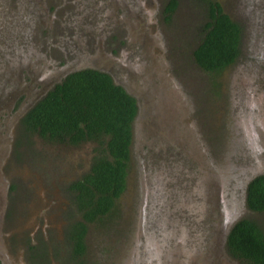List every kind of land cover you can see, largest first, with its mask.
Returning <instances> with one entry per match:
<instances>
[{
  "label": "flooded vegetation",
  "instance_id": "1",
  "mask_svg": "<svg viewBox=\"0 0 264 264\" xmlns=\"http://www.w3.org/2000/svg\"><path fill=\"white\" fill-rule=\"evenodd\" d=\"M169 1L161 7V0H0V152L3 149L10 153L5 157V153L0 154V165L8 180H15L9 187L0 227L3 230L2 264H56L52 254L59 237L65 238V245L71 246L74 252L72 231L78 221L86 223L84 239L87 244L90 226L115 213L113 209L96 220H86L76 201L74 184L91 172L97 143L50 141L28 126L25 119L39 101L77 71L94 69L108 74L137 102L126 187L118 198L128 187L135 157L139 168L141 165V174H145L141 169L147 163L162 166L169 160L184 174L188 172L186 164L182 163H187L186 160L198 163L195 176L200 177L204 171L197 127L189 121L191 107L187 105L181 78L172 74L174 48L168 43L172 36L162 35L159 31L151 34L150 30L154 22L161 23L156 21L160 14L165 22H171L180 7V0L172 12L168 11ZM35 137L73 146L84 143L90 152L82 157V166L71 180L58 179L57 184L52 178L44 185L39 174L23 170L27 166L26 156L31 158L29 154L41 163L38 160L41 154L36 156L35 150L28 148ZM27 149L32 153H27ZM205 164L209 172L203 178L206 177L209 186L206 199L200 192V197L204 198L201 209H191L183 201L179 207L173 205L171 208L172 199L179 197L182 200L185 196L182 194L161 196L160 201L165 202L159 211L161 209L162 214L178 211L179 217H174V224L177 225V221L183 223V220L187 225L188 234H184L183 240H187L189 253L188 250L184 253L175 250L169 255H173L179 264H206L217 237L223 236L229 264H244L229 252L228 239L236 224L244 219L254 220L264 227V211L248 205L249 184L264 172L254 175L244 186L243 208H230L229 193L224 184L214 176L211 164ZM175 179L176 176L171 183ZM63 192L64 197L61 196ZM142 193L143 206L156 198L152 192L148 196V190L144 192V188ZM147 205L150 211L151 206ZM149 213L154 215V211ZM156 214L155 220L160 225L162 217L158 220ZM248 214L263 217L257 220ZM75 256L79 257L74 252L73 262ZM165 256L162 254L160 259L165 260Z\"/></svg>",
  "mask_w": 264,
  "mask_h": 264
},
{
  "label": "rangeland",
  "instance_id": "2",
  "mask_svg": "<svg viewBox=\"0 0 264 264\" xmlns=\"http://www.w3.org/2000/svg\"><path fill=\"white\" fill-rule=\"evenodd\" d=\"M161 1L162 7L168 0ZM219 1L243 28L239 57L219 75L201 68L193 55L203 37L204 24L209 19L207 4L203 0H180V7L170 23L165 22L158 12L160 16L155 20L161 23L154 22L150 28L151 34L159 31L162 35L172 36L168 42L174 48L171 53L172 74L181 78L187 105L191 107L189 121L194 128L197 127V138L203 154L200 162L204 164V171L200 177L195 176L198 163L186 160L187 163L182 162L188 169L184 174V171L178 170L179 166L169 160L162 166H149L147 163L141 169L145 174H141V165L139 168L135 157L128 187L116 200L115 213L90 226L87 250L79 257L75 256L74 262L72 247L67 243L65 245V238L59 237L55 243V256L52 254L56 264H154L162 260L161 252L166 255L175 250L183 253L188 250L189 253L190 249L185 244L187 240H183L184 234H188L186 223L182 220L183 223L177 221V225L174 224V217H179L176 215L179 212L162 214L158 208H162L165 202L160 201L161 196L182 194L186 196L182 200L179 197L171 198V208L173 205L179 207L180 201H183L191 209H201L204 198L200 197V192L205 197L209 186L206 177L203 178L209 172L206 162L211 164L214 176L229 193V207L243 208L244 186L254 175L264 172V150L261 148L264 147V0ZM29 144V150H35L36 156L41 154V158H38L41 163L29 154L31 158L26 156L27 166L23 170L39 174L44 185L50 183L52 178L57 180V184L58 179L63 182L71 180L81 168L83 156L90 152L84 143L73 146L35 137ZM26 152L32 153L28 149ZM0 154L5 157L10 153L2 149ZM176 163L182 164L180 161ZM174 176L176 179L171 183ZM13 183L15 180H8L7 173H3L0 165V227L9 187ZM142 188L144 192L148 190V196L150 192L156 196L144 206L141 205L144 195H141ZM61 196H65L64 192ZM147 204L151 206L150 211ZM152 211L154 215L149 213ZM155 214L158 220L162 217L160 225L155 220ZM257 215L248 214L257 220L262 219L263 216L257 218ZM62 240L64 243H60ZM1 243L3 230L0 228ZM159 252L158 257L156 253ZM175 253L178 255V252ZM69 257L71 260H68ZM171 257L175 258L173 255Z\"/></svg>",
  "mask_w": 264,
  "mask_h": 264
},
{
  "label": "trees",
  "instance_id": "3",
  "mask_svg": "<svg viewBox=\"0 0 264 264\" xmlns=\"http://www.w3.org/2000/svg\"><path fill=\"white\" fill-rule=\"evenodd\" d=\"M203 1L209 19L193 55L201 68L219 75L239 57L243 28L219 0ZM177 4L178 0H170L168 11L175 10ZM137 108L136 99L108 74L84 69L68 76L25 117L28 126L50 141L97 143L91 172L74 184L76 201L86 220L111 212L126 187ZM248 205L264 211V174L249 184ZM86 230L85 221L74 225L72 238L77 256L86 250ZM228 250L244 264H264V227L254 220L240 221L229 235Z\"/></svg>",
  "mask_w": 264,
  "mask_h": 264
},
{
  "label": "water",
  "instance_id": "4",
  "mask_svg": "<svg viewBox=\"0 0 264 264\" xmlns=\"http://www.w3.org/2000/svg\"><path fill=\"white\" fill-rule=\"evenodd\" d=\"M212 251L213 252L206 259V264H229L230 259L225 250V240L223 236L217 237V240L213 244ZM162 254L165 253L161 252V255ZM156 255L159 257L160 252L156 253ZM165 257V260L157 261L154 264H179V262L173 259L169 254H166Z\"/></svg>",
  "mask_w": 264,
  "mask_h": 264
}]
</instances>
